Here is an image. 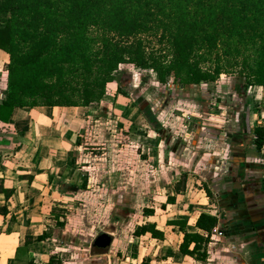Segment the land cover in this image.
<instances>
[{"label":"trees","instance_id":"16d2710c","mask_svg":"<svg viewBox=\"0 0 264 264\" xmlns=\"http://www.w3.org/2000/svg\"><path fill=\"white\" fill-rule=\"evenodd\" d=\"M0 49L8 55L0 99L4 123L17 107L100 102L122 66L151 70L158 82L171 79L180 86L236 75L231 149L239 173L232 184L246 187V206L258 202L257 181L250 174L264 149V125H251L245 95L249 86H264V0H0ZM259 163L264 174V158ZM185 182L182 174L176 192L185 189ZM202 189L213 202L212 189L205 183ZM0 193L7 200L13 190L1 181ZM174 201L167 196L166 203ZM8 213L1 204L0 215ZM217 223L215 211L197 210L191 224L177 217L165 224L182 233L181 254L204 261ZM132 233L158 240L165 236L148 220ZM46 236L43 231L38 238ZM92 253L104 251L94 247ZM45 264L60 261L50 255Z\"/></svg>","mask_w":264,"mask_h":264},{"label":"crops","instance_id":"0c3cea01","mask_svg":"<svg viewBox=\"0 0 264 264\" xmlns=\"http://www.w3.org/2000/svg\"><path fill=\"white\" fill-rule=\"evenodd\" d=\"M7 62V53L0 49V95L4 90V65ZM251 97L260 101L257 112L261 119L256 124L264 125V86L253 85L246 90L245 102L253 125ZM107 113L115 121L102 122L98 128L101 136L110 137L108 128L117 125L120 134L125 135L137 129V137L150 139L149 143L135 146L142 148L141 153H144L143 149L148 153L146 162L151 163V168L146 165L136 171L140 176L136 191L162 192L165 202L167 196H174L175 201L166 203V206H175L180 196L191 201L196 193L203 191V195L197 196L200 206L193 208L194 217L197 210H213L218 215V223L208 243L206 260H195L181 254L178 244L182 233L166 225V218H163L160 223L165 228L169 227L176 236H164L161 240L138 236L148 240L141 244L140 258L131 260L129 264H139L142 259L155 264H264V174L259 163L264 158V149L256 157L255 163L251 164L256 167L250 175L257 181L254 198L258 202L246 206V187L232 184L239 170L236 168V173L227 180L228 177L223 178L222 165L215 163L211 146L216 148L220 145L218 137H201L205 127L200 126L201 134L194 138L192 144H202L200 149L203 151L190 152L185 140L184 149H175L174 145L179 146V143L174 138V132L158 128L153 125L154 122L148 121L142 107L133 104L132 97L121 91L119 79L107 84L100 102L88 106L17 107L9 122L0 121V184L2 181L4 187L13 190L7 200L0 193V205L6 204L9 209L7 215H0V264H45L50 255H56L61 263L66 246L65 236H59L63 227L56 224L54 216L58 215L59 220L62 219V209L69 197L66 194L79 191L86 176L82 169L84 166L79 163L80 158L74 154L75 138L86 134L88 118ZM233 134L234 130L230 141L233 140ZM164 142L170 143L167 152L163 149ZM229 150L231 161L234 162V149ZM250 154L253 155L252 151ZM200 171L207 176L206 181L203 180L215 195L213 202H209L202 187L193 192V186L188 184L189 176L200 175ZM244 173L247 174L246 170ZM182 174H186L185 189L176 192L174 184L179 182ZM168 175L173 176L172 181L163 183ZM70 184L72 187L68 186ZM205 204L207 207H203ZM145 220L154 221L148 217ZM43 231L49 236L39 239L38 235ZM133 246L135 244H128L129 251ZM125 259H128L127 256Z\"/></svg>","mask_w":264,"mask_h":264},{"label":"rangeland","instance_id":"374dc122","mask_svg":"<svg viewBox=\"0 0 264 264\" xmlns=\"http://www.w3.org/2000/svg\"><path fill=\"white\" fill-rule=\"evenodd\" d=\"M116 75L121 91L132 97L133 104L142 107L148 121L154 122L153 125L158 128L174 132V138L179 143V146L174 145L175 149H184L185 140L190 152L203 151L200 149L202 144L192 143L201 134L200 126L205 127L201 137L216 136L220 140L218 147L211 148L214 150L215 163L222 165V173L226 175L223 178L228 177V180L236 173L229 150L236 117V75L221 74L213 82L185 86L175 84L171 79L162 84L157 81L153 71L132 66H122ZM250 100L251 121L256 124L261 119L257 112L260 101L254 97ZM107 121H115L109 113L91 116L88 118L86 134L75 138L78 142L74 145V154L80 158L79 163L84 166L82 169L86 176L79 191L66 194L69 197L62 209L64 213L60 221L63 229L59 233V236H65L66 246L60 264H129L131 260L140 258L141 244L148 240L132 233L135 226L146 221L145 217L156 221L158 227H163L160 223L163 218H187L191 224L193 208L200 206L197 196L203 195V191L196 193L191 201H186L183 196L178 197L175 206H166L162 192L136 191L140 179L136 171L146 165L151 168V163L146 162L148 153L144 149V153H141L142 148L135 146L149 143L150 139L137 137V129L125 135L120 134L117 125L108 128L110 137L101 136L98 128ZM164 143L163 149L167 152L170 143ZM127 169L130 172H126ZM201 169L206 171L202 164ZM198 173L200 175L194 174L188 178L193 192H197L207 179L204 173ZM172 179L173 176L168 175L162 182ZM68 186L72 187L71 184ZM203 207H207L206 204ZM163 229L165 236H176L169 227ZM101 231L111 234L113 241L108 248L102 249L106 253L93 254V238ZM128 244H135L131 251ZM126 256L128 259H125Z\"/></svg>","mask_w":264,"mask_h":264},{"label":"water","instance_id":"95a60500","mask_svg":"<svg viewBox=\"0 0 264 264\" xmlns=\"http://www.w3.org/2000/svg\"><path fill=\"white\" fill-rule=\"evenodd\" d=\"M112 240L111 234L101 231L93 238L92 246L104 250L111 245Z\"/></svg>","mask_w":264,"mask_h":264},{"label":"built area","instance_id":"2783aa9c","mask_svg":"<svg viewBox=\"0 0 264 264\" xmlns=\"http://www.w3.org/2000/svg\"><path fill=\"white\" fill-rule=\"evenodd\" d=\"M3 97V94L0 95V99Z\"/></svg>","mask_w":264,"mask_h":264}]
</instances>
